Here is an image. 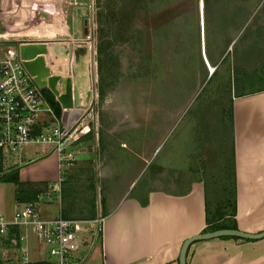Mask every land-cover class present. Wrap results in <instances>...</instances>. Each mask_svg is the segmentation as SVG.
<instances>
[{
	"label": "crops",
	"instance_id": "crops-1",
	"mask_svg": "<svg viewBox=\"0 0 264 264\" xmlns=\"http://www.w3.org/2000/svg\"><path fill=\"white\" fill-rule=\"evenodd\" d=\"M27 3L31 6L43 5L41 13L50 10L42 0H0V31L12 35L15 32L11 31L13 28L17 31L22 29L14 22L19 17H16V6L17 9L20 6L29 12H37L38 9L33 6L27 8ZM76 7L79 14V6ZM47 16L45 15L46 18ZM36 18L40 19L38 16ZM2 19L5 21L3 24ZM23 20L21 23L28 26L27 19ZM37 27L27 28L24 34L51 39L47 35H52L54 31ZM73 34L76 37L75 31ZM66 39L63 43L73 44L70 37ZM88 53L91 54L90 47ZM208 58L216 67L219 53ZM211 74L209 72L207 77ZM230 94L227 107L223 103L220 107L217 106L221 110L218 114L224 116L217 120L219 126L216 132L228 139L223 144L229 150L224 164L225 167L228 166L230 180L234 178L235 181L237 228L258 232L264 229V86L235 90L234 93L231 88ZM98 95L97 92V97ZM105 96L106 94L103 97ZM175 98L180 100V105L167 104L166 109H161L159 116L165 119L159 126L135 122L132 124L130 121L124 125H110L104 118L112 116L118 110H103L101 126H93L81 138L76 146V163L65 172L61 173L58 156L48 150V147H45L48 152L44 150L37 154L44 146L36 149L33 146L28 147L22 164H17V167H10V163L6 166L8 156L11 155L0 152V171L18 169L19 180L30 186L47 187L55 184V199L42 203H59V211L55 216L92 219L99 212L104 216L102 238L97 245L98 252L92 256L89 264H179L183 241L199 232L212 230L207 229V226L211 221H218V216H211L206 187L205 177L210 176L208 172L211 161L205 158L208 169L200 167L198 151V146L201 148L202 145L204 156H208L211 151L209 148L213 145L215 148V138L207 126L199 134V125L196 126V135L198 140L200 137L201 143L192 144L197 150L195 154L192 152L189 155L187 161L174 165L161 160L157 166H152L160 143L169 135L175 122L189 111L194 101V98L190 100V105L184 109L183 97ZM179 107L183 108L180 114ZM206 112L212 116L210 111ZM183 147L181 145L179 148L182 150ZM89 148L98 154V166L95 160L94 163L90 160ZM13 162L17 163L15 157ZM91 166L94 169L93 176L90 174L93 170ZM211 181H216L215 175L211 176ZM0 182L7 181L1 178ZM7 183V194L12 190L16 201V185L14 182ZM1 194L5 195L4 192ZM216 196L217 193H214L215 201ZM0 208L7 210L4 206ZM42 214L50 216L51 212ZM186 264H264V237L248 239L224 235L196 239L187 248Z\"/></svg>",
	"mask_w": 264,
	"mask_h": 264
},
{
	"label": "rangeland",
	"instance_id": "rangeland-1",
	"mask_svg": "<svg viewBox=\"0 0 264 264\" xmlns=\"http://www.w3.org/2000/svg\"><path fill=\"white\" fill-rule=\"evenodd\" d=\"M26 1L24 0V2ZM61 1L62 13L59 15L61 28L49 26L51 24L50 8L47 12L45 10V13H41L43 5L33 4V7L38 8L37 12L31 10L28 13L22 7L16 8L17 11L19 10L16 17H20L13 21L19 25V29L22 28L23 32L10 27L11 31L21 34L19 36H24L28 35L24 34V30L27 28L36 26L48 28L49 31H54L53 36L49 35L52 44L63 47L67 53L71 44L63 43L69 37L64 32L66 30L64 19L70 25L71 32L75 31L76 37H85L82 34V23L83 18L91 14L90 4L92 1L94 15L97 16V12H100V26L97 23L96 36L91 34L88 38L90 43L86 40L84 43L73 46L72 63L73 61L77 64L82 62L83 56L88 58V88L95 90L97 87L96 91L99 94L98 43L100 41L104 49L102 54L104 82L110 83V80L116 77L117 80L112 88L111 84H106L109 90L105 97H101L100 94L98 97H94L97 102L94 101L88 105L89 101H83L85 104L81 107L87 108L86 114L91 128H93L96 118L97 125L101 126V112L109 109L118 110L113 112L112 116L104 118L110 125L112 123L124 125L130 121L132 124L135 122L142 125L159 126L160 122L163 123L165 119L159 116V111L166 109L167 104L180 105V100L175 96L183 97L184 109L194 98L189 111L175 122L169 135L160 143L154 154L156 158L152 166H157L161 160L169 161L174 165H180L187 161L189 155L192 152L195 154L197 150L193 146L196 144L195 142L201 143L200 137L198 140L196 135V126L199 125L198 134L205 131L204 126H207L215 138V148L214 145L209 148L211 151L208 156H204L205 151L202 149V145L201 148L198 146V151L200 167L208 169V166L205 165L208 161H205V158L211 161L209 172L206 170V174L208 172L210 176L206 175L205 177L209 209L211 213L230 209L231 180L228 166L225 167L224 164L225 159H228L226 157L229 155V150L223 145L228 142V139L216 132L219 126L217 120L224 116L218 114L221 110L217 109V106L220 107L223 103L227 107L230 102L231 88L234 93L235 90H249L264 86V0H206L205 10L203 6L200 7L199 0H77L76 3H69L70 0ZM200 2L202 5L203 2L205 3L204 0H200ZM44 4L48 7L53 5L49 2ZM27 6L32 7L28 3ZM76 6H79V14L75 10ZM202 8L203 13L201 12ZM67 10L69 13L64 18V12ZM21 11L22 13H20ZM27 13L28 15H26ZM36 15H40L38 16L40 19H37ZM45 15H48L47 20ZM197 16L200 21L196 24ZM23 18L27 19L28 26L22 24ZM37 20H39L38 25ZM33 24L36 25L33 26ZM39 33L46 35L43 32ZM38 36L41 35L38 34ZM89 44H92L93 52L91 54L88 53ZM141 49H143L142 52H140ZM204 51L209 66H212V71L214 64L212 65L208 56L211 57L219 53L217 64L219 67L210 81H208L210 76L207 77L210 71L204 60ZM199 56L205 65L206 75L201 69ZM63 57H67V59L62 58L64 62L61 60L58 70L67 72L66 74L71 76L73 70L68 66V64L71 65L68 61L69 56L64 54ZM140 60L146 65L148 63L151 65V61L159 64V73L155 77L146 76L145 71L138 70ZM186 64L191 65L193 75L184 72ZM81 98L85 97L81 94ZM51 106L59 116L60 113L56 111V107ZM205 108L206 111L211 112L212 116L207 114ZM182 109L179 107V114ZM104 112L107 114L106 111ZM44 116L48 117L47 114ZM48 119L54 121L51 117ZM171 120L175 121V119ZM181 145H184L182 150L179 148ZM39 146L33 145V148L36 149ZM45 147L50 149L49 146H44L37 154L39 155L44 150V152H48ZM89 150L90 160L92 163L95 160L96 166H98L100 164L98 154L96 155V151L92 148ZM14 157L15 155L8 156L5 165L10 163V167H17V164H22L23 160L15 164ZM91 169H93L92 166ZM92 172L94 173V169L90 172L91 176H93ZM212 175L216 177L215 182L211 181ZM8 187L7 182H0V203L2 202L0 206L6 207L7 210H4L10 216L15 200L12 190L7 194ZM1 192H4L5 195L2 196ZM214 193H217L216 201ZM53 196L55 198L54 193ZM39 209L41 212L43 211L42 213L48 211L55 216L59 211V203L41 204ZM27 244L32 255L33 250L37 247L36 238L28 237ZM97 248L98 246L94 248L84 264L90 263L92 256L98 252Z\"/></svg>",
	"mask_w": 264,
	"mask_h": 264
},
{
	"label": "built area",
	"instance_id": "built-area-1",
	"mask_svg": "<svg viewBox=\"0 0 264 264\" xmlns=\"http://www.w3.org/2000/svg\"><path fill=\"white\" fill-rule=\"evenodd\" d=\"M71 2L78 1L70 0L69 3ZM90 7L91 14L87 16L85 37H74L68 24L70 33L66 34L72 39L73 44L84 43L86 40L90 42L88 38L96 33L98 22L92 1ZM68 13V10L64 12V18ZM64 20L67 23L66 19ZM1 22L3 24L5 21L2 19ZM47 38L35 35H9L0 31V152L15 155V162L18 163L27 154L28 147L49 146V150L58 156L61 172H65L75 164L77 144L92 128L87 118V108L63 107L60 104L58 116L44 96L45 87L37 83L35 74L29 71L20 57V43L45 41L48 46L53 42ZM204 60L212 72L206 58ZM96 89L97 87L95 96L94 94L91 96L88 105L97 102L96 98L94 100L97 96ZM45 114L54 121H50ZM95 120L96 128L98 121L97 118ZM3 174L4 172L0 171V179ZM55 191L56 185L49 184L47 188L38 192L36 199L16 200L10 216L0 208V264L86 262L91 252L101 242L104 216L100 212L92 219L69 218L62 215L44 216L39 207L43 202L53 201ZM30 236L36 238L37 245L32 255L27 244Z\"/></svg>",
	"mask_w": 264,
	"mask_h": 264
},
{
	"label": "water",
	"instance_id": "water-1",
	"mask_svg": "<svg viewBox=\"0 0 264 264\" xmlns=\"http://www.w3.org/2000/svg\"><path fill=\"white\" fill-rule=\"evenodd\" d=\"M84 34H87V17L84 18ZM19 52L25 66L32 74H35L37 83L41 87L49 88L56 96V99L61 104V106L78 107L83 105L80 103L78 87L76 86V84H73L72 77L66 76L64 78L59 74H54L51 71L50 67L47 65L45 54L48 53V46L45 41L22 42L19 44ZM68 52L69 55L72 56V45L68 48ZM60 81L65 82L64 92H60L57 88V84ZM92 92L94 94L95 90L91 91L90 94H92ZM224 235H232L248 239H258L264 237V229L258 232H250L237 227H223L216 228L210 231H202L189 236L183 241L181 245L179 253V264H186V251L192 241L201 238H211Z\"/></svg>",
	"mask_w": 264,
	"mask_h": 264
},
{
	"label": "trees",
	"instance_id": "trees-1",
	"mask_svg": "<svg viewBox=\"0 0 264 264\" xmlns=\"http://www.w3.org/2000/svg\"><path fill=\"white\" fill-rule=\"evenodd\" d=\"M205 1V4L207 5V1ZM141 6V5H140ZM145 8V6H144ZM99 16H100V12H97V22L100 26V19H99ZM199 17V16H198ZM198 17H196V24L199 23L198 21ZM100 36H101V33H100ZM138 44V43H136ZM103 46L101 44V42L99 41L98 43V52H99V56H98V72L100 73V83L98 85V88H99V94L101 97H103L106 92H107V85L106 84H111V88L115 85L116 83V80H117V77L115 79L112 78V80H110V83L109 82H104V76H103V63L104 61L102 60L103 56ZM143 49H141L140 52H142ZM207 52V51H206ZM200 55V53H199ZM208 55V53H207ZM200 57V56H199ZM146 62V61H145ZM144 63V62H143ZM140 60V62L138 63V70L140 69V71H145V73L147 74L146 76H153L155 77V75H157V73H159L160 71V66L159 64H156V62L153 63V61H151V65H146V64H143ZM200 63H201V69L205 72V75H206V70H205V65L200 57ZM158 65V66H157ZM218 70V66L215 67V70L214 72H212V74L210 75L209 77V80L214 77V75L216 74ZM186 74H192L193 75V71H192V68H191V65L190 64H186L185 66V71ZM142 73V72H140ZM114 77V76H113ZM110 87V86H109ZM43 93H44V96L45 98L47 99V101L51 104V105H54L56 107V111L60 113V103L56 100L55 98V95L52 93V91L45 87L43 88ZM0 158H2V155L0 154ZM1 160V159H0ZM0 170H2V164H0ZM3 179V181H7V182H14L15 185H16V197L21 200V201H27V200H31V199H36L37 198V194L38 192L45 188V186H30L29 184H26V183H23L19 180V175H18V169H12L10 171H7V172H4L3 176L1 177ZM234 184H235V181H234V178H232L231 180V186H230V189H231V196H230V200L229 202H231V207L230 209L227 208L223 211L219 210V211H214L213 213H211V216L212 215H216L218 216L217 217V220L218 221H211L209 222L210 224H208L207 226V229H216V228H223V227H233V228H236L237 227V223H236V219H235V214H236V196H235V189H234ZM210 210V209H209ZM210 217V216H209Z\"/></svg>",
	"mask_w": 264,
	"mask_h": 264
},
{
	"label": "bare ground",
	"instance_id": "bare-ground-1",
	"mask_svg": "<svg viewBox=\"0 0 264 264\" xmlns=\"http://www.w3.org/2000/svg\"><path fill=\"white\" fill-rule=\"evenodd\" d=\"M42 2L43 3H47V2H49V3H52L53 5L52 6H50V9H51V14L49 15V19H50V21H51V24L49 25L50 27L51 26H54V27H56L57 29L58 28H61V24H60V18H59V15H60V13H62L61 12V10H62V7H61V0H42ZM199 3H200V7L201 6H203L204 7V2H203V5L201 4V2H200V0H199ZM28 8H31V7H29V6H27ZM16 8H17V6H16ZM18 9H20V6H18ZM19 11V10H18ZM18 11H17V13H18ZM26 12V11H25ZM28 12V11H27ZM201 12L203 13V8H202V10H201ZM29 13V12H28ZM28 13L26 14V15H28ZM37 16V15H36ZM38 16H40V15H38ZM20 17V16H19ZM21 19V18H20ZM46 20H47V18H46ZM22 21V20H21ZM65 22V21H64ZM19 23H21V22H19ZM53 23V24H52ZM65 24H66V30L64 31L65 33H70V31H69V28H68V24L65 22ZM13 34H16L17 35V33L16 32H14ZM28 35H30V34H28ZM36 35H38V34H36ZM39 35H41V36H43L42 34H39ZM54 35V34H53ZM47 36H49V35H47ZM52 36V35H51ZM88 43H90L89 41H88ZM76 44H72V46H75ZM89 46L91 47V52H93L92 51V44L90 45L89 44ZM204 49V48H203ZM58 52H62V53H57ZM64 53H65V50H64V48L63 47H61V46H59V45H57V44H52V43H49L48 44V53H46V57H45V59H46V62H47V65L50 67V69H51V71L54 73V74H59V75H61L62 77H66V76H70L69 74H66V73H64V72H60L59 70H58V64L61 62V60L63 61V59H67V57H63V55H64ZM66 54H68V52L66 53ZM68 56H69V59H68V61H69V63H71V65L70 64H68V66H69V69H71V70H73L72 72L73 73H71L72 75H71V77H72V79H73V84H76V86L78 87V91H79V97H80V103L81 104H85L84 102H87V101H89V98L91 97V94H90V92L91 91H93L94 89H92V88H88L89 87V82H88V76H87V74H88V58H86V56H83V58H82V62H79L78 64H77V62H75V61H73V63H72V58H73V54H72V56H70L69 54H68ZM88 57V56H87ZM204 57H206V55H205V51H204ZM63 58V59H62ZM206 60H207V57H206ZM64 62V61H63ZM207 62H208V60H207ZM209 64V63H208ZM213 65V64H212ZM214 66V68H213V71L215 70V65H213ZM62 71V70H61ZM212 71V72H213ZM63 78V79H64ZM57 88H58V90L60 91V92H64V89H65V82H58V84H57ZM81 94H82V96L83 97H85L84 99L83 98H81ZM92 94H93V92H92ZM86 95V96H85ZM84 101V102H83Z\"/></svg>",
	"mask_w": 264,
	"mask_h": 264
}]
</instances>
